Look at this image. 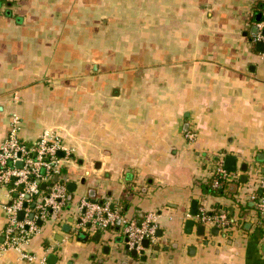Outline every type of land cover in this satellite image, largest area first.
Wrapping results in <instances>:
<instances>
[{
    "label": "crops",
    "instance_id": "obj_1",
    "mask_svg": "<svg viewBox=\"0 0 264 264\" xmlns=\"http://www.w3.org/2000/svg\"><path fill=\"white\" fill-rule=\"evenodd\" d=\"M258 4L264 0H0V143L16 114L22 141L51 130L73 149L62 177L74 190L25 249L45 264H264ZM227 156L235 170L226 171L222 194L204 193ZM82 198L108 202L123 220L156 214L144 262L125 250L119 221L104 231L79 223ZM193 201L196 212L225 214L228 229L201 225ZM2 202L0 189V243ZM0 264L29 263L8 250Z\"/></svg>",
    "mask_w": 264,
    "mask_h": 264
},
{
    "label": "built area",
    "instance_id": "obj_2",
    "mask_svg": "<svg viewBox=\"0 0 264 264\" xmlns=\"http://www.w3.org/2000/svg\"><path fill=\"white\" fill-rule=\"evenodd\" d=\"M252 41L264 45V34H256ZM20 131L19 116L10 115L6 137L0 143V189L5 195V202L1 203L5 218L0 252L12 250L29 264H45L44 257L30 253L25 246L38 234L41 225L66 205L68 194L62 164L71 157L73 149L54 131L44 130L31 143L21 140ZM187 138L191 140L193 135L188 134ZM214 174L212 187L217 188L226 177V171L220 166ZM259 188L261 194L256 210L258 215L264 216V177L259 181ZM78 210L82 211L80 224L98 230L110 229L119 221L130 249L140 251L143 239L148 240L149 245L156 239L158 220L153 212L146 213L139 222L123 220L108 202L85 198L79 200ZM20 212L22 218L18 219ZM194 217L201 225L212 226L221 232L229 227L225 214H211L203 207Z\"/></svg>",
    "mask_w": 264,
    "mask_h": 264
},
{
    "label": "water",
    "instance_id": "obj_3",
    "mask_svg": "<svg viewBox=\"0 0 264 264\" xmlns=\"http://www.w3.org/2000/svg\"><path fill=\"white\" fill-rule=\"evenodd\" d=\"M259 17H260V16H257V17H256V20H259ZM254 29H255V33H257L256 28H254ZM261 34H264V28H263ZM256 48H257V50L263 51V50H264V45H263V43H261V42L256 43ZM59 156L62 157V154L60 153ZM224 169H225V171H227V172H233V171L235 170V158H234V157H232V156H227V157L225 158V161H224ZM67 190H68L69 193H71V192L74 190V188H73V184L69 183V184L67 185ZM196 211H197V208H196V202L193 201V202H192V205H191V212H190V214H191L192 216H195L196 213H197ZM17 216H18V219H21V218H22V213H21V212L18 213ZM79 223H80V221H79ZM38 224H40V222H38ZM185 226H186V228H185V232H186L187 234H189V233H190V229H191L192 226H193V221H191V220L187 221L186 224H185ZM63 230H64V232H68V231L70 230V226H66L65 228L63 227ZM198 230H199V235H202L203 232H204V227H203V226H199V227H198ZM214 230H216V229H214ZM76 235H77V239H78V241H81V242H84V241H85V240H84V237L86 238V235H84L83 232L78 231ZM159 235H160V233L157 232V236H159ZM148 245H149L148 240L143 239L142 242H141L142 250H140V251H136L134 248H132V249L129 248V246L127 245V238H124V248H125V250L128 251V253L130 254V256H131L132 258L139 257V260H140L141 262H144L145 259H146L145 256H144V250L148 248ZM158 249H159L158 246H154V247H153V250H154V251H156V250H158ZM164 249L166 250L167 247H165ZM191 250H192V248H191ZM53 258H54V257H53Z\"/></svg>",
    "mask_w": 264,
    "mask_h": 264
},
{
    "label": "trees",
    "instance_id": "obj_4",
    "mask_svg": "<svg viewBox=\"0 0 264 264\" xmlns=\"http://www.w3.org/2000/svg\"><path fill=\"white\" fill-rule=\"evenodd\" d=\"M259 7H261V10L263 9L264 5L263 4H258ZM211 180H208L206 182V184L203 186L202 190L204 193H208L210 195H214V196H217V195H220L222 194V187H218V188H212L211 186ZM211 214H217L216 212H210Z\"/></svg>",
    "mask_w": 264,
    "mask_h": 264
}]
</instances>
